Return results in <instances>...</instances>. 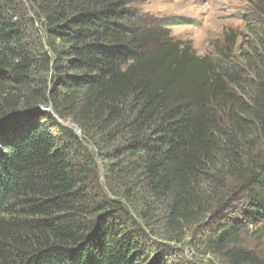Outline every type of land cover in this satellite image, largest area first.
<instances>
[{
	"label": "trees",
	"instance_id": "16d2710c",
	"mask_svg": "<svg viewBox=\"0 0 264 264\" xmlns=\"http://www.w3.org/2000/svg\"><path fill=\"white\" fill-rule=\"evenodd\" d=\"M133 2L0 0V264H203L168 252L193 226L199 252L259 264L264 42L248 96L224 48Z\"/></svg>",
	"mask_w": 264,
	"mask_h": 264
},
{
	"label": "rangeland",
	"instance_id": "374dc122",
	"mask_svg": "<svg viewBox=\"0 0 264 264\" xmlns=\"http://www.w3.org/2000/svg\"><path fill=\"white\" fill-rule=\"evenodd\" d=\"M133 6L141 16L169 26L175 40L190 43L202 57L217 56V46L224 48L225 54L243 68L242 79H246L243 85L247 95L257 92V89H251L253 84L250 83L254 73L250 76L246 73L251 65L257 66L261 60L264 0H134ZM78 133L83 135L79 130ZM101 180L105 181L103 171ZM160 217L163 221V213ZM155 227L158 230L154 231L159 233L162 224L158 223ZM197 230L198 227L194 226L184 229V233L180 234L184 236L183 241L168 242L171 247L169 255L172 257L173 253L180 260H197L203 264H226L217 255H205L197 250L194 245L198 238ZM147 231L151 234L150 230ZM154 237L158 240V236ZM242 240V246L257 255L259 264H264V225L261 228H251Z\"/></svg>",
	"mask_w": 264,
	"mask_h": 264
},
{
	"label": "water",
	"instance_id": "95a60500",
	"mask_svg": "<svg viewBox=\"0 0 264 264\" xmlns=\"http://www.w3.org/2000/svg\"><path fill=\"white\" fill-rule=\"evenodd\" d=\"M48 111L52 112V107H39L37 111Z\"/></svg>",
	"mask_w": 264,
	"mask_h": 264
}]
</instances>
